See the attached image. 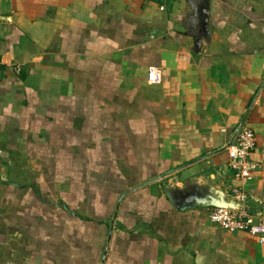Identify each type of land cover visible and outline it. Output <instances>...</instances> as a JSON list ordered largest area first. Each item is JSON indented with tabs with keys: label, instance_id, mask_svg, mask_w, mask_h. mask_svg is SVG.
<instances>
[{
	"label": "crops",
	"instance_id": "0c3cea01",
	"mask_svg": "<svg viewBox=\"0 0 264 264\" xmlns=\"http://www.w3.org/2000/svg\"><path fill=\"white\" fill-rule=\"evenodd\" d=\"M0 40V264H264L200 204L264 215V0H0Z\"/></svg>",
	"mask_w": 264,
	"mask_h": 264
},
{
	"label": "built area",
	"instance_id": "2783aa9c",
	"mask_svg": "<svg viewBox=\"0 0 264 264\" xmlns=\"http://www.w3.org/2000/svg\"><path fill=\"white\" fill-rule=\"evenodd\" d=\"M2 42L0 40V54ZM149 80L158 83L162 80L161 71L150 68ZM256 133L251 128L242 125L238 129L234 140L228 145L230 166L236 179L247 182L254 178L259 165L252 159V153L256 147ZM234 199L242 205V209H230L212 207L209 212L210 220L223 229L236 232L247 231L260 236L264 242V215L253 214L247 206L248 195L241 189L235 190Z\"/></svg>",
	"mask_w": 264,
	"mask_h": 264
},
{
	"label": "water",
	"instance_id": "95a60500",
	"mask_svg": "<svg viewBox=\"0 0 264 264\" xmlns=\"http://www.w3.org/2000/svg\"><path fill=\"white\" fill-rule=\"evenodd\" d=\"M203 206H214L230 209H242V205L235 199H228L223 192L213 191L212 194L205 196L200 200Z\"/></svg>",
	"mask_w": 264,
	"mask_h": 264
}]
</instances>
